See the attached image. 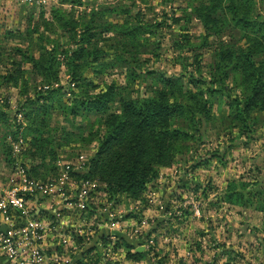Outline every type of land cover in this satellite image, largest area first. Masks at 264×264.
Segmentation results:
<instances>
[{
    "label": "rangeland",
    "instance_id": "1",
    "mask_svg": "<svg viewBox=\"0 0 264 264\" xmlns=\"http://www.w3.org/2000/svg\"><path fill=\"white\" fill-rule=\"evenodd\" d=\"M46 1L43 6L39 5L41 7H17L16 17L11 20L9 27L13 29L12 32L0 34V105L6 100L7 103L11 101V111L17 106L18 100L22 99V95L18 87L7 85L1 76L9 70L14 71V64L19 63L23 73L18 82L26 83L27 95L33 97L37 90L46 87L43 78L31 68L28 59L38 57L42 48L51 47L54 41L59 42L62 49L72 47L75 42L71 39L72 32L59 29L57 22L50 20L53 8L71 13L79 22L75 27L77 34L82 31L83 24L89 23L91 32L95 33L90 44L105 50L108 55L117 54L121 57L118 61H114V57L108 59L110 63L113 60V66L106 68L97 78H88L89 86L92 83L100 85L102 82L113 81L121 95L131 97L148 95L151 88L160 87V76H171L178 82L188 81V73L192 78L207 77L213 53L221 44L241 46L245 43V37L252 33L248 29L232 26L229 13L223 7L217 8L214 16L220 20L219 32H205L200 21L195 18L192 7L206 0H77L75 4H70V0ZM251 1L253 16L257 20H264V0ZM48 21L50 23L46 24ZM121 21L131 24L139 21L142 25L145 34L138 36L136 48H132L117 34V25ZM32 22L37 24L35 31ZM196 55L197 62L194 60ZM59 58L65 61L63 56ZM57 68L58 85H61L58 97L61 102L67 103L71 99L70 91L78 88L68 84L64 63L61 62ZM135 73L136 77L132 78ZM226 83L228 94L213 98L211 117L203 126L205 140L201 144H189L184 155V168L188 173L197 163L209 160L194 172L195 177L201 179L202 185L212 187L213 184L220 189L225 187L227 181L243 180L256 183L254 188L247 187L256 191L264 182V112L253 110L252 124L249 127L239 126L231 117L233 111L229 105L241 95L229 78ZM50 87H56V84H50ZM200 87L204 89L203 85ZM54 96L56 100V94L53 93ZM84 118L77 117L75 120L57 108L49 113L47 127L56 134L60 133V127L74 133L78 128L87 131L89 121H93L94 117L90 115L88 121ZM177 124L183 126L181 120ZM5 128L0 121V169L6 173L1 171L0 183L5 181L9 170L4 152L6 143L1 139ZM73 138L66 147L81 149L87 146ZM204 146L208 148L202 150ZM211 153L222 155L219 158ZM66 154L69 158L75 155L69 151ZM190 195L179 200L178 210L175 211L179 220H175L171 214L173 208L163 210L161 215L165 219L160 228L152 239L149 238L145 245H141L140 250H144L148 261L143 258L139 264H264V206L259 207L260 202L256 197L253 198L254 207H240L237 211L235 207L219 204L220 200L212 193L202 202H195L196 199ZM193 202L199 205L198 213L193 212ZM203 232L207 236H204L205 243L200 244L201 248L200 245L189 244L190 239H196L194 236L201 238ZM123 251L124 248L117 253L122 254ZM127 251L128 248L124 253Z\"/></svg>",
    "mask_w": 264,
    "mask_h": 264
},
{
    "label": "trees",
    "instance_id": "2",
    "mask_svg": "<svg viewBox=\"0 0 264 264\" xmlns=\"http://www.w3.org/2000/svg\"><path fill=\"white\" fill-rule=\"evenodd\" d=\"M70 1V4H75L77 0ZM220 7L228 11L232 26L252 32L245 37V43L237 47L221 44L213 53L207 77L192 78L188 73V81L178 82L174 77L160 76V87L151 88L148 95L135 97L121 95L113 81L100 85L92 83L89 86L88 78L102 75L106 68L113 66V60L118 61L121 57L117 54L108 55L105 50L90 44L95 33L91 32L89 23L83 24L82 31L77 34L75 27L79 22L71 13L53 8L50 20L57 22L59 29L72 32L71 39L75 42L72 47L62 49L60 43L54 41L51 47L42 48L38 57L28 59L31 68L43 78L46 88H40L35 96L29 97L26 83L18 82L23 73L19 63L14 64V71L9 70L1 76L7 85L18 87L22 95L17 110L26 120L23 134L30 136L32 151L29 154L41 160L46 156L53 159L54 148L51 145H68L73 137L87 146L96 141L93 156L73 175L77 180L104 184L110 199L116 195L136 198L140 196L144 185L157 176L158 168L168 167L175 161L183 162L190 143L204 142L203 126L211 114L213 98L228 94V78L241 95L230 105L227 103L233 111L231 117L239 126L249 127L253 122L251 112H264V20H257L253 16L251 0H206L192 7L195 18L200 21L205 32H219L220 20L214 16ZM32 25L35 31L37 24L32 22ZM116 31L132 48L137 47L138 36L145 34L139 21L136 24L121 21ZM15 50L21 53L19 49ZM59 56H63L65 61H61ZM196 56L194 60L197 62ZM108 59L113 60L110 63ZM61 62L65 66L68 84L78 88L70 91L71 99L67 103L61 102L58 97L61 85H58L57 67ZM50 84H56V87H50ZM191 86L196 88L192 89ZM53 93L56 94V100ZM112 103L117 111L89 121L87 131L78 128L74 133L60 127V133L56 134L47 127L49 113L53 109L58 108L61 113L75 120L85 117L88 121V114L103 113ZM3 117L4 112L0 110V118ZM179 120L183 126L177 124ZM211 155L220 158L222 154ZM30 174L33 177L37 175L33 168ZM256 185L243 180L227 181L220 198L228 204L249 208L254 207L253 198L256 197L262 208L264 182L256 191L247 189L248 186L254 188ZM125 246L132 248L127 243ZM125 256L143 259L145 252L127 251Z\"/></svg>",
    "mask_w": 264,
    "mask_h": 264
},
{
    "label": "crops",
    "instance_id": "3",
    "mask_svg": "<svg viewBox=\"0 0 264 264\" xmlns=\"http://www.w3.org/2000/svg\"><path fill=\"white\" fill-rule=\"evenodd\" d=\"M45 2L47 1L42 0L33 4L21 0H0V34L12 32L13 29L9 27L12 24L11 20L16 17L17 7L31 8L32 5L41 7L39 5L43 6ZM27 14L29 18L28 11ZM12 106L11 101L7 103V100L0 105V110L4 112V117L0 118V121L6 126L1 139L6 143L4 152L9 168L8 174L4 175L5 181L0 183V193L10 185L21 189L24 181L34 183L35 186L31 191L20 192L28 199L27 205L31 209L29 216L20 218L16 216L8 223H0V229L4 234L11 231L12 235H9L23 250L39 247L44 255L43 264H139L141 259L125 256V243L132 247L128 249L129 252L144 251L140 250L141 245H145L149 238L152 239L165 219V216L161 215L163 210L173 208L171 214L175 220H179L175 211L178 210L179 200L185 195L191 194L196 199L195 202H202L212 193L220 200L219 204L240 210V207L221 200L220 194L225 187L218 189L212 184L209 188V185H202L201 179L195 177L194 172L200 170L204 166L202 163L205 164L204 162L207 163L209 160L197 163L188 173L184 168L185 160L175 161L168 167L158 168L157 176L144 185L139 197L116 195L110 199L104 184L96 181L84 184L73 175V172L79 169L80 163L93 156L96 141L81 149L69 148L66 145L53 147V159L45 157L41 160L36 155L31 156L30 136L23 134L26 120L16 105L11 111ZM111 111H117L114 103L107 111L90 113L88 117L90 115L94 118L103 117ZM204 148L208 147L204 146L202 150ZM67 151L75 155L69 158ZM32 168L37 173L34 177L30 174ZM20 169L22 173L19 172ZM1 171L0 169V175L2 172L5 173ZM81 191L85 192L83 210L77 207V195ZM242 213L244 214V211ZM142 221L144 223H141ZM109 222H113L114 225L110 226ZM29 224L33 227L29 228ZM55 229L59 232H55ZM204 236H207V233L203 232L201 238L194 236L196 239L194 241L190 239L189 244H204ZM184 247L185 242L183 243L185 252ZM123 248L122 254L117 253ZM144 260L148 261V258ZM0 264H8L7 259L1 254Z\"/></svg>",
    "mask_w": 264,
    "mask_h": 264
},
{
    "label": "built area",
    "instance_id": "4",
    "mask_svg": "<svg viewBox=\"0 0 264 264\" xmlns=\"http://www.w3.org/2000/svg\"><path fill=\"white\" fill-rule=\"evenodd\" d=\"M25 3H39L42 0H21ZM83 164L80 163V166ZM22 173V170H19ZM82 183H88V181H82ZM35 186L34 183L24 181L21 189L17 186L10 185L6 187L0 193V223H8L11 219L18 216L20 217H28L31 213L30 207L27 205L28 199L21 194V191H31ZM85 195L84 191H81L78 197L77 207L80 210L85 208V204L83 201V197ZM160 207V206H159ZM192 208L194 213H198L199 205L197 203H192ZM161 209V207H160ZM80 217H82L79 214ZM141 223H144L142 221ZM110 226H113V222H109ZM33 227L29 224V228ZM55 232H59L58 229L54 230ZM11 231L4 234L0 229V254L3 255L8 264H43L44 263V255L41 253L39 247L23 250L15 243L10 235ZM10 234V235H9Z\"/></svg>",
    "mask_w": 264,
    "mask_h": 264
},
{
    "label": "water",
    "instance_id": "5",
    "mask_svg": "<svg viewBox=\"0 0 264 264\" xmlns=\"http://www.w3.org/2000/svg\"><path fill=\"white\" fill-rule=\"evenodd\" d=\"M138 250V249H137Z\"/></svg>",
    "mask_w": 264,
    "mask_h": 264
}]
</instances>
